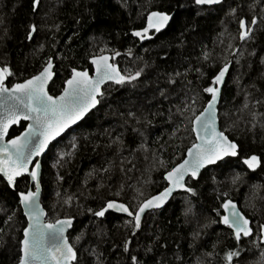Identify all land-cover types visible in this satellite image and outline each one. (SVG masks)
<instances>
[{
  "label": "trees",
  "instance_id": "trees-1",
  "mask_svg": "<svg viewBox=\"0 0 264 264\" xmlns=\"http://www.w3.org/2000/svg\"><path fill=\"white\" fill-rule=\"evenodd\" d=\"M31 5L32 0H0V66L7 64L13 72L9 81L29 78L51 57L55 78L49 93L59 95L72 68L92 73L90 59L102 49L110 56L113 51L120 53L113 63L122 73L143 69L132 84H108L103 89L98 108L75 128L73 140L62 144L65 156L54 172L47 166L51 152L42 162L47 221L65 215L74 218L68 238L78 264H97L98 259L102 264H131V255L148 264H153V257L164 264H206L204 254L212 252L213 245L220 255L235 245L227 228L210 223L218 219L214 209L222 213L219 205L225 193L252 222L250 240L256 241H241L244 251L239 264H258L264 251L258 229L264 224V165L251 171L242 158L256 154L264 160V128L260 127L264 120V0H228L200 9L193 0H39L35 11ZM149 11L174 16L165 32L136 40L131 30L141 27ZM253 15L258 22L252 39L242 43L237 20L248 22ZM29 25L36 28L31 39L26 38ZM225 61L230 62V71L220 100V129L240 145V155L207 168L198 182L189 180L197 195H175L165 208L148 213L135 235L124 224L130 219L127 216L90 215L89 208L96 210L107 200L131 205L134 189L145 198L161 190L165 168L157 161L164 160L168 168L179 163L194 140L188 119L191 107L183 117L178 109L191 105L189 98L197 94V113L202 109L207 95L200 89ZM161 89L167 98L161 96ZM253 101L260 103L253 108ZM20 130L14 127L11 133ZM49 193L55 197L50 199ZM69 196L70 203L64 204ZM24 226L26 220L12 190L0 182V264H16ZM196 232L200 235L194 239ZM125 240L130 242L127 253ZM212 264H220L219 255Z\"/></svg>",
  "mask_w": 264,
  "mask_h": 264
},
{
  "label": "snow or ice",
  "instance_id": "snow-or-ice-1",
  "mask_svg": "<svg viewBox=\"0 0 264 264\" xmlns=\"http://www.w3.org/2000/svg\"><path fill=\"white\" fill-rule=\"evenodd\" d=\"M193 3L198 9L204 6L212 8L222 5L223 0H193ZM38 4L39 0H32L33 11L37 9ZM229 11L235 15L234 8H230ZM172 18L166 11H149L141 27L131 30L130 35L139 41L150 40L152 39L150 33H160L169 25ZM257 22L258 18L255 15L248 22L244 18L237 20L239 41L247 43L252 39ZM35 31V25H29L26 38L31 39ZM229 47L232 45L229 44ZM130 53L131 49L128 50V54ZM119 55V52L113 51L109 56L104 54L103 49L100 54L93 55L90 59L92 75L88 69L72 68L70 75L63 82L59 95L49 94L47 90V85L54 75L51 57L36 74L20 82L9 81L14 75L13 72L7 64L0 66V182H6V187L12 190L27 221L26 226L22 228V238L18 240L16 264H74V262L78 264L77 253L65 235L66 230L72 227L74 218L65 215L64 218H57L54 221L44 219L45 210L40 206L41 161L37 158L48 149L51 141L101 102L104 96L103 85L111 83L123 86L132 84L141 77L143 69L134 72L126 70L122 73L115 63L110 62ZM208 58L209 54L205 52L203 59L207 61ZM229 67V61L223 62L218 72L200 89L207 98L198 113L195 105L199 94L189 98L191 105L185 103L182 109H178L183 117L191 107L192 114L188 119L194 140L187 147L179 163L168 168L165 167L164 160L157 161L160 167L165 168L161 190L145 198L141 190L134 189L135 195L131 205L117 200H107L96 210L89 208L90 215L103 218L110 210L124 214L130 218L124 220V224L130 225L132 234L135 235L147 210L160 209L177 190L187 193L188 196H196L197 191L190 186L189 180L198 182L202 169L217 165V162L227 157L240 155V145L217 125V103ZM196 71L200 73L199 68ZM167 82L173 83L172 78L169 77ZM160 94L167 98L163 89L160 90ZM247 100L248 94L245 93L244 108L248 107ZM257 103L260 101H253V108ZM128 116L135 118L139 123V118L132 112H129ZM251 117L252 125L255 127L257 114L253 111ZM14 126L22 130L18 134H12L10 129H14ZM260 127L264 128V120L260 121ZM178 128L179 126L174 128L173 136ZM242 164L248 170L255 171L264 165V160L256 154H251L242 158ZM238 178L234 177L233 183ZM33 186L35 190H32ZM116 196H120L119 191ZM224 196L219 205L223 212L214 209L218 219H212L210 223L227 228L235 245L225 250L222 255L215 252L213 245V251L204 254L208 257L206 264H212L213 257L218 255L220 264H239L241 252L244 251L240 247L241 241L249 239L250 243H256L250 240L253 235L250 219L242 214L236 203L227 198V193ZM71 199V196L67 197L64 204H69ZM187 211H190V208L186 210V214ZM201 227H207V224ZM258 229L259 243L264 244V224L258 225ZM199 235L200 233L196 232L193 238ZM129 243L128 240L123 243V250L126 253L129 252ZM147 251L153 250L148 248ZM130 259L131 264H148L147 260L141 261L137 255H131ZM176 259L179 260L180 257L177 255ZM97 264H102V261L98 259ZM153 264H164V261L153 257ZM258 264H264V251H261Z\"/></svg>",
  "mask_w": 264,
  "mask_h": 264
},
{
  "label": "water",
  "instance_id": "water-1",
  "mask_svg": "<svg viewBox=\"0 0 264 264\" xmlns=\"http://www.w3.org/2000/svg\"><path fill=\"white\" fill-rule=\"evenodd\" d=\"M225 1H228V0H223V3H224ZM217 6H219V5H217ZM213 7H216V6H213ZM204 8H209V7H208V6H204ZM170 15H171L172 17L174 16L173 14H170ZM172 19H173V18H172ZM172 19L170 20L169 25H170ZM169 25H168V26H169ZM168 26H166V28L163 29L160 33H154V34H161V33L165 32L166 29L168 28ZM107 55H108V54H107ZM109 56H110V55H109ZM52 61H53V60H52ZM110 62L113 63V61H110ZM117 67H118V69L120 70V68H119L118 65H117ZM54 69H55V65H54V61H53V71H54ZM229 71H230V67H229ZM229 71H228V73H226L225 81H224V83L221 85V95H222L223 88H224V86H225V84H226V81H227V78H228ZM89 74L92 75V73H90V72H89ZM54 78H55V72H54V75H53L52 80H50L49 83H48V85H47V90H48V91H49L50 85H51L52 82L54 81ZM108 84H111V83H106L105 85H103V86H102V90H103ZM49 94H50V93H49ZM221 95H220V98H219L218 103H217V116H218V119H217V125H218V128H219V129H220V121H219V106H220ZM98 106H99V104H97V106H96L95 108L91 109L88 113H86L85 116H84L81 120L77 121L75 124L71 125V126H70L69 128H67V129H65V131H64L63 133H61L60 136L56 137L53 141L50 142L48 149H46L45 152L42 153L41 156L37 158V159H39V160L41 161V178H42V170H43L42 162H43L44 158H45V157L48 155V153L50 152L52 146H53L55 143H57L58 141H60V140H61V139H62V138H63V137L69 132V131L75 129L78 125H80V124H81V123H82V122H83V121H84V120H85V119H86V118H87V117H88L93 111H95V110L98 108ZM14 127H15V126H14ZM11 130H12V129H10V132H11ZM220 130H221V129H220ZM193 135H194V134H193ZM236 158H237V157H227V158H225V160H227V159H236ZM225 160H223V161H225ZM223 161H219V162H217V164H219V163H221V162H223ZM213 166H215V165H213ZM209 167H212V166H209ZM209 167H208V168H209ZM206 169H207V168H206ZM206 169H202V170H201V174H202ZM200 176H201V175H200ZM199 178H200V177H199ZM198 180H199V179H198ZM32 190H35L34 186L32 187ZM181 193H184V192L181 191V190H177L176 192H174L173 195H172V197H169L168 201H166V203H165L160 209L147 210L146 213L142 216L141 223H142V221L144 220V218L146 217V215H147L148 213H151V212H153V211H159V210H162L163 208H165V207L169 204V202L172 200V198H173L175 195H178V194H181ZM42 196H43V189H42V186H41L40 206L45 210V217H44V219H45V221H47V211H46V209L44 208V205H43V203H42ZM233 202H234V201H233ZM234 203H236V202H234ZM236 204H237V206H238V208H239L238 203H236ZM239 209H240V208H239ZM240 211H241V210H240ZM109 212H111V213H113V214H115V215H118V216L126 217V215H124V214H121V213H115V212H112L111 210H110ZM222 212H223V210H222ZM241 212H242V211H241ZM22 213H23V211H22ZM242 214H244V213L242 212ZM23 216H24V214H23ZM24 218H25V220H26V217H25V216H24ZM26 223H27V221H26ZM74 224H75V220L73 219V225H72V227L66 230L65 235H66L68 241H69L68 235L72 232V230H73V228H74ZM222 226H223V225H222ZM251 227H252V222H251ZM252 229H253V228H252ZM251 237H252V236H251ZM69 243H70V242H69ZM74 264H75V262H74Z\"/></svg>",
  "mask_w": 264,
  "mask_h": 264
},
{
  "label": "rangeland",
  "instance_id": "rangeland-1",
  "mask_svg": "<svg viewBox=\"0 0 264 264\" xmlns=\"http://www.w3.org/2000/svg\"><path fill=\"white\" fill-rule=\"evenodd\" d=\"M75 135V129L69 131L64 137L63 139H61L60 141H58L57 143H55L50 152H51V156L47 161V166L51 171H55L56 167L62 163L63 158H64V154L61 152V148H62V144L65 143H69L73 140V137ZM49 197L50 199L55 197V194L53 193H49Z\"/></svg>",
  "mask_w": 264,
  "mask_h": 264
},
{
  "label": "bare ground",
  "instance_id": "bare-ground-1",
  "mask_svg": "<svg viewBox=\"0 0 264 264\" xmlns=\"http://www.w3.org/2000/svg\"><path fill=\"white\" fill-rule=\"evenodd\" d=\"M167 30V29H166Z\"/></svg>",
  "mask_w": 264,
  "mask_h": 264
}]
</instances>
